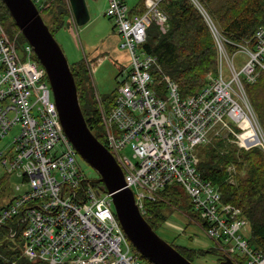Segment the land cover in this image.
<instances>
[{
  "label": "built area",
  "instance_id": "1",
  "mask_svg": "<svg viewBox=\"0 0 264 264\" xmlns=\"http://www.w3.org/2000/svg\"><path fill=\"white\" fill-rule=\"evenodd\" d=\"M33 1L43 6V0ZM161 1L144 0V12L129 15L123 0H108L105 12L120 33L130 67L113 105L101 115L103 144L122 168L142 214L145 200L178 185L222 258L235 264L241 256L247 264H264V255L248 245L249 227L241 210L222 202L220 191L196 168L197 148L212 139H225L240 149L264 145L245 88L264 71V25L251 40L234 42L199 0H191L211 30L217 69L199 90L182 97L175 81L166 76L161 85L156 81V56L143 46L147 26L154 22L163 28L167 21ZM33 54L28 43L18 47L0 21V140L19 126L6 151H0V165L26 186L1 209L0 225H7L10 237L20 231L22 253L30 261L151 264L125 235L110 194L88 181L61 127L46 71ZM239 54L247 60L242 62ZM127 145L134 163L121 153Z\"/></svg>",
  "mask_w": 264,
  "mask_h": 264
},
{
  "label": "trees",
  "instance_id": "2",
  "mask_svg": "<svg viewBox=\"0 0 264 264\" xmlns=\"http://www.w3.org/2000/svg\"><path fill=\"white\" fill-rule=\"evenodd\" d=\"M199 1L206 6L208 15L218 29L234 42L251 40L257 27L264 25V0H224L217 7L210 6L212 0ZM42 2L43 6L38 7L37 4V7L41 16L45 13L50 16V24L44 21L52 33L63 26L66 19L74 24L68 0ZM160 8L167 15L165 27L163 26L162 30L159 25L151 22L146 28V41L143 46L156 56L158 67L154 72L156 81L161 85L164 76L170 78L178 84L180 95L185 97L199 90L217 69L214 38L203 15L191 0H162ZM144 9V0H139L129 9V15L141 14ZM0 21L8 35L15 38L18 47L27 43L1 0ZM114 27L121 39L115 24ZM33 57L38 61L35 54ZM70 69L86 123L97 139L105 143L101 114L96 106L95 95L86 86L89 80V68L81 61L70 65ZM263 76L264 71H260L256 81L246 84L245 88L264 130ZM114 98L115 94L113 97L107 96L102 99L107 102V110L113 105ZM197 152L196 168L200 176L220 191L222 202L233 204L241 210L242 217L248 222V245L264 255L263 144L258 143L248 149H240L225 139L217 138L199 146ZM231 164H234L235 169L228 167ZM5 174V178H0V190L10 173ZM91 185L101 189V184L91 183ZM183 194L185 195L178 185L170 184L160 191L157 199L144 201L143 215L154 230L166 218L162 210L168 203L179 206ZM10 201L5 204L0 203V212ZM185 207L191 210V203H187ZM194 214L198 219L199 216ZM5 228H8L7 225H0V264H44L26 259L22 253L23 240L20 231L10 237L8 229ZM173 246L192 262L208 252L217 251L216 249V251L212 249L195 251ZM217 253L219 260H222L220 252ZM140 256L149 262L142 255ZM237 257L235 264L245 263V257Z\"/></svg>",
  "mask_w": 264,
  "mask_h": 264
},
{
  "label": "water",
  "instance_id": "3",
  "mask_svg": "<svg viewBox=\"0 0 264 264\" xmlns=\"http://www.w3.org/2000/svg\"><path fill=\"white\" fill-rule=\"evenodd\" d=\"M19 32L44 67L61 127L81 159L98 174L88 179L110 194L116 218L136 251L151 264H194L172 244L163 240L140 212L123 170L89 129L82 113L75 80L66 57L33 0H1ZM74 22L88 18L85 0H68ZM223 264H234L228 257Z\"/></svg>",
  "mask_w": 264,
  "mask_h": 264
},
{
  "label": "rangeland",
  "instance_id": "4",
  "mask_svg": "<svg viewBox=\"0 0 264 264\" xmlns=\"http://www.w3.org/2000/svg\"><path fill=\"white\" fill-rule=\"evenodd\" d=\"M138 1L126 0V5L131 9ZM223 1L212 0L210 6L217 7ZM85 3L89 15L88 20L84 24L78 25L66 19L64 25L55 30L53 35L69 65L83 61L89 68V80L86 86L95 95L97 109L103 115L109 109L107 110L108 107H106L107 102H104L102 99L107 96L113 97L116 93L120 81L127 75L130 60L127 49L120 45L121 39L115 30L113 20L105 14L108 0H85ZM204 7L206 8V6ZM42 16L46 23L50 24V16H47L46 13L42 14ZM238 57L242 59V62L247 60V57L243 54H239ZM237 68L239 69L240 66ZM256 117L259 119L258 116ZM18 127V125L14 126L0 140V151H6L12 137L16 135ZM261 129L264 136V130L262 127ZM252 133H254L253 130ZM121 153L131 162H135L130 145L124 147ZM196 155H198V152ZM78 161L88 179L98 177L96 171L83 159L79 158ZM228 167L235 169L234 164ZM5 173V168L0 165V178H5ZM25 188V182L20 176L15 173L9 174L0 190V203L5 204L9 202ZM184 196L183 194L179 206L168 203L162 210L166 218L155 227V232L166 242L181 248L195 251L210 249L219 251L217 242L199 224L196 215L192 214V208L189 210L185 207L189 201ZM7 229L5 228V230ZM246 233L249 234L248 229ZM217 251L208 252L203 257L196 258L193 263L221 264ZM243 264H246V262Z\"/></svg>",
  "mask_w": 264,
  "mask_h": 264
},
{
  "label": "flooded vegetation",
  "instance_id": "5",
  "mask_svg": "<svg viewBox=\"0 0 264 264\" xmlns=\"http://www.w3.org/2000/svg\"><path fill=\"white\" fill-rule=\"evenodd\" d=\"M220 263L223 264V263H222V260H220Z\"/></svg>",
  "mask_w": 264,
  "mask_h": 264
},
{
  "label": "crops",
  "instance_id": "6",
  "mask_svg": "<svg viewBox=\"0 0 264 264\" xmlns=\"http://www.w3.org/2000/svg\"><path fill=\"white\" fill-rule=\"evenodd\" d=\"M125 4L127 3L126 0H124Z\"/></svg>",
  "mask_w": 264,
  "mask_h": 264
}]
</instances>
